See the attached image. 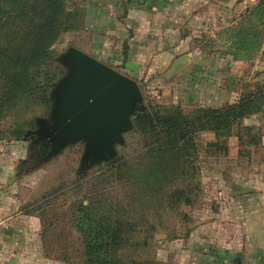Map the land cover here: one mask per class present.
<instances>
[{
  "label": "rangeland",
  "instance_id": "374dc122",
  "mask_svg": "<svg viewBox=\"0 0 264 264\" xmlns=\"http://www.w3.org/2000/svg\"><path fill=\"white\" fill-rule=\"evenodd\" d=\"M92 2L65 1L73 26L60 34L50 46L56 75L46 89L42 90L41 87L46 76V65H41L34 74L32 88L25 95L5 100L2 93L11 88L7 85L9 74L0 73L2 215L16 212L34 221L36 240L42 246L43 255L52 264H83L84 236H81L76 224L82 214L81 207L93 200L105 205L109 213V202L114 206L118 199L124 201L125 208V212L119 216L137 219V226L123 228L132 233L140 231L153 235L147 243L129 248V251L136 250L135 255L144 263L234 264L231 260L239 257L241 264H264V147L259 144L264 133V98L260 110L234 123L231 133L226 137H216L211 131L192 134L196 148L190 157L191 164L187 162L183 166L188 177L185 182L197 185V191L189 196L193 200L192 204L182 202L188 194L168 192L176 184L183 183L175 177L176 169L182 164L179 159H174L173 153L166 163L171 171V177L163 187L166 193L162 196L155 193L150 204L135 201L129 206V196L125 194L131 193L132 189H126L125 185H132L133 178L127 172L123 177L124 186H121L115 180L116 170L109 169V164L115 157L118 161L125 160L126 166L141 161L145 164L151 157L149 150L153 151L156 139L145 133L147 128L139 129L135 125L134 118L138 111L131 116L132 127L123 133L124 142L115 145L116 152L110 160L95 162L87 167L81 160L83 141H73L56 155L38 160L34 145L42 143L43 139L33 132L39 128L36 120L44 118L50 121L54 104L53 84L67 72L56 58L70 47H82L89 54L91 46L100 45L98 41L103 40L102 34H93L95 30L89 25L93 18V11H90ZM198 2L201 0H194L196 8ZM182 5L184 3L181 2ZM181 8L177 13L186 16L184 7ZM250 19L255 20L254 15ZM184 22L185 19L181 17L182 28L172 42L176 47V58L181 55L188 57V53L194 49L204 52L230 50L227 43L218 41L217 32L210 37L200 28L194 32L190 30V34L195 36L190 35V39H186ZM231 29L223 30L224 35L220 39L229 38ZM256 31V41L261 47L264 44V27L258 26ZM93 54L102 56L96 52ZM101 61L109 65L106 57L102 56ZM168 70L149 74L147 69H142L140 73L129 74L138 83L145 108L178 107L184 113H190L196 106H202L186 98L185 87L179 83L181 77H172V74L166 76ZM238 85L241 88L239 98L259 89L264 92V83L253 80L250 74L240 78ZM253 115L263 119L254 122L246 120ZM208 133H213L214 138L211 139ZM233 134L238 137V148L232 145L230 149L229 137ZM36 138L39 139L35 141ZM236 188L253 190L233 195ZM161 198L165 202H161ZM119 211L122 212L121 209ZM140 218L149 219L151 225H143Z\"/></svg>",
  "mask_w": 264,
  "mask_h": 264
},
{
  "label": "trees",
  "instance_id": "16d2710c",
  "mask_svg": "<svg viewBox=\"0 0 264 264\" xmlns=\"http://www.w3.org/2000/svg\"><path fill=\"white\" fill-rule=\"evenodd\" d=\"M65 1L0 0V73L9 74L7 85L11 87L2 93L5 100L25 95L32 88L34 74L41 65H46L42 90L53 80L56 66L52 61L50 46L60 34L73 26ZM253 15L254 21L250 19ZM246 21L235 33L233 45L239 51L237 56H247L249 50L253 52L259 48L256 29L258 26L264 27V0L258 1ZM249 23L250 27L247 26ZM263 98L264 92L259 89L240 97L236 102L221 107L196 106L190 113H184L178 107H148L138 112L134 118L135 125L139 129L147 128L145 133L156 139L153 151L149 150L151 157L145 164L141 161L126 166L125 160L118 161L117 157L109 164V169L116 170L115 180L121 186H124L123 177L127 172L133 178L132 185H125L126 189H132L131 193L125 194L129 196V206L135 201L150 204L155 193L160 196L166 193L163 187L171 177L166 163L173 153L174 159H179L182 164L176 169L175 177L183 183L176 184L168 192L175 195L188 194L182 202L192 204L193 200L189 196L197 191V185L185 182L188 177L183 168L187 162L191 164L190 157L196 148L192 134L211 131L216 137H226L231 133L234 123L260 110ZM118 200L114 206L109 202V213L105 205L93 200L81 207L82 214L76 224L81 236H84L83 264H150L139 260L135 255L137 251H129V248L147 243L153 235L140 231L132 233L123 228L137 226V219L121 218L120 213L125 212L124 201ZM160 200L165 202L162 198ZM141 220L143 225H151L149 219Z\"/></svg>",
  "mask_w": 264,
  "mask_h": 264
},
{
  "label": "crops",
  "instance_id": "0c3cea01",
  "mask_svg": "<svg viewBox=\"0 0 264 264\" xmlns=\"http://www.w3.org/2000/svg\"><path fill=\"white\" fill-rule=\"evenodd\" d=\"M92 1L90 11H93V18L89 25L95 30L93 34H102L103 40L98 41L100 45L91 46L89 55L100 61L102 56L106 57L109 66L128 76L134 72L140 73L142 69H147L149 74L168 70L177 55L172 42L182 28V17L185 19L186 39H190V35L195 36L190 34V30L194 32L200 28L210 37L217 32L218 41L227 43L230 48L228 51L212 52L194 49L188 53L183 66L172 73V77H181L179 83L184 85L185 96L191 103L221 107L236 102L241 94L237 82L248 74L253 80L264 83V61H260L264 60V44L253 54L249 50L247 56H237L239 51L233 45L236 30L240 29L243 22H247L245 20L250 17L259 0H201L196 3L197 8L194 0ZM181 2L184 6H180ZM181 7H184L186 16L177 13ZM247 26L250 27L251 23ZM227 28H232L230 37L220 39ZM78 49L85 50L82 47ZM93 52L102 56L94 55ZM258 117L253 115L246 120L254 122L263 119ZM208 134L211 139L214 138L213 133ZM259 144L264 147V133ZM229 145L230 149L232 145L238 148L236 135L229 137ZM7 214L3 216L0 211V264H52L43 255L42 246L36 240L34 221L16 212Z\"/></svg>",
  "mask_w": 264,
  "mask_h": 264
},
{
  "label": "water",
  "instance_id": "95a60500",
  "mask_svg": "<svg viewBox=\"0 0 264 264\" xmlns=\"http://www.w3.org/2000/svg\"><path fill=\"white\" fill-rule=\"evenodd\" d=\"M186 59L187 55L178 56L167 76ZM56 61L67 72L53 84L50 121L38 118L39 128L33 131L48 147L42 159L56 155L73 141H83L81 160L87 167L110 160L116 152L115 145L124 142L123 133L132 127L131 116L145 109L138 83L76 47L68 48ZM252 190L236 188L232 193L240 195ZM231 261L241 264L239 257Z\"/></svg>",
  "mask_w": 264,
  "mask_h": 264
},
{
  "label": "flooded vegetation",
  "instance_id": "af4514ba",
  "mask_svg": "<svg viewBox=\"0 0 264 264\" xmlns=\"http://www.w3.org/2000/svg\"><path fill=\"white\" fill-rule=\"evenodd\" d=\"M39 137V136H38ZM40 138V137H39ZM38 138V139H39ZM37 138H36V140L35 141H37L38 140ZM34 143H36V142H34ZM45 141L43 140V142L42 143H36L35 145H34V147H36V155H37V157H39V159L38 160H40V158H42L43 157V155L47 152V150H48V147H46L45 145ZM38 160H34L33 162H36V161H38ZM26 163H28L27 161H26Z\"/></svg>",
  "mask_w": 264,
  "mask_h": 264
}]
</instances>
